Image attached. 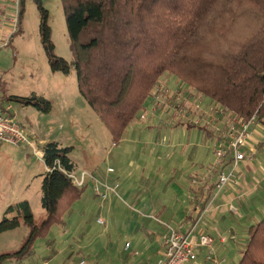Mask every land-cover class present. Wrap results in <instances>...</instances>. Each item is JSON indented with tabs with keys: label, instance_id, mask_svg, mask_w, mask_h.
<instances>
[{
	"label": "rangeland",
	"instance_id": "rangeland-1",
	"mask_svg": "<svg viewBox=\"0 0 264 264\" xmlns=\"http://www.w3.org/2000/svg\"><path fill=\"white\" fill-rule=\"evenodd\" d=\"M14 1L0 0V6L5 5L2 15H7V20L14 14ZM24 2L23 24L10 45L0 50L3 83L0 100L2 94L23 98L34 94L49 101L51 110L44 113L32 106L1 101L0 107L11 105L15 122L38 150L49 141L59 142L62 148H72L69 158L75 164L76 176L85 172L103 186L117 185V188L115 193L109 192L101 199L95 195L94 184L89 180L81 198L65 216V223L52 226L46 238L36 240L31 256L5 264H154L158 246L154 237L166 230L161 224L186 233L191 228L199 233L207 229V223L213 226L203 212L196 222L184 219L189 211L191 191L197 193L199 185L214 178L207 168L190 177L194 167L205 166L207 156L213 159L214 153L210 150L213 146L207 144V131L192 127L189 121L207 122L213 116L212 123L219 126L214 113L216 105L191 87L179 84L174 76L165 74L121 142L114 145L106 127L78 92L60 0L41 2L47 11L46 23L54 54L68 63V74L52 72L41 42L37 4L35 0ZM177 92L181 94L178 99ZM156 99L162 101L160 106L155 105ZM198 103L200 108L196 109ZM177 106L194 113L183 119L174 109ZM153 108L158 110L152 113ZM45 173L41 155L35 154L29 144L0 143V220L8 206L20 201L29 203L35 223L45 218L40 202ZM103 186L101 192L105 190ZM261 190L263 197L259 193L262 199L250 205L253 209L245 202L241 206L249 221L231 213L220 218L218 222L224 224L222 233L215 231L209 235L211 245L202 250L194 264H204L203 258L210 249L217 257L225 258L221 264H236L239 252L231 246L229 231L235 229L246 241L247 224H257L264 217V185ZM201 193L199 189L198 195ZM254 208L258 211L250 217L248 211ZM99 219L103 224L97 222ZM26 234L24 226L1 234L0 253L16 250ZM221 236L228 238L225 246L219 243ZM127 244L131 246L129 250H125ZM211 258L214 261L213 255Z\"/></svg>",
	"mask_w": 264,
	"mask_h": 264
},
{
	"label": "trees",
	"instance_id": "trees-1",
	"mask_svg": "<svg viewBox=\"0 0 264 264\" xmlns=\"http://www.w3.org/2000/svg\"><path fill=\"white\" fill-rule=\"evenodd\" d=\"M40 37L52 72L69 73V65L54 54L47 11L35 0ZM77 89L118 145L130 123L144 109L158 81L172 75L211 104L243 120L255 117L264 132V0H60ZM17 31L23 24L25 2H18ZM3 83L0 80V91ZM49 113L43 97L1 95ZM72 148L49 141L41 147L46 173L41 183L45 218L35 223L27 201L7 207L0 235L24 226L27 234L13 251L0 253V264L20 262L33 253L81 198L84 187L72 184ZM202 191V190H201ZM205 193V194H204ZM212 191L197 200L198 220ZM196 207V206H195ZM248 242L237 264H264V217L249 227Z\"/></svg>",
	"mask_w": 264,
	"mask_h": 264
},
{
	"label": "built area",
	"instance_id": "built-area-1",
	"mask_svg": "<svg viewBox=\"0 0 264 264\" xmlns=\"http://www.w3.org/2000/svg\"><path fill=\"white\" fill-rule=\"evenodd\" d=\"M14 14L10 16L8 20L9 29L3 39L0 41V50L3 47L10 45L11 37L17 31L18 23V2L19 0L14 1ZM178 99L181 94L178 93ZM162 101L159 99L155 100V105L160 106ZM3 107V106H2ZM0 109V143H10L13 145H18L22 143L29 144L32 149L35 151V154H40L42 158V152L37 149L35 143L30 139L24 132L19 124L15 122V119L11 113V105H7L5 108ZM213 107V106H212ZM215 115L216 120L219 123V126H216L212 123V118L205 121L191 120L189 125L192 127H200L204 130L212 131L215 135L213 153L215 157L214 166L219 168L223 166L229 167L230 169L226 172L223 169L217 172V185L219 187H224L233 175V171L248 158L249 153H254V149L246 152L248 149L249 142L253 136V129L256 127H261L257 122L255 117L250 118L248 121L243 120L242 118L237 117L234 113L228 111L225 108H220V106H215ZM196 109L200 108V104L195 105ZM177 110L179 117L183 119H188L194 113L193 111H186L183 108L179 109V106L174 108ZM173 110V109H172ZM181 112V114H180ZM144 118V116H141ZM109 172H113L112 169H108ZM72 184L76 187H84L89 180H92L94 184V193L97 197L105 199L107 193L113 192L117 188V185L114 187L103 186L101 183L96 181L89 174L83 172L80 176H76L74 172L68 174ZM100 186H103L105 190L100 191ZM99 224H103L102 220L97 221ZM194 228L188 230L186 233H180L177 230L168 227L167 232L162 237L156 238L155 241L160 245L159 250V260L156 264H194L198 258L200 252L208 248L211 245V239L203 234L196 233ZM221 243L225 242V239H220ZM125 247V250H129L131 246L128 244ZM209 250L208 256L206 259L212 260L211 253Z\"/></svg>",
	"mask_w": 264,
	"mask_h": 264
},
{
	"label": "crops",
	"instance_id": "crops-1",
	"mask_svg": "<svg viewBox=\"0 0 264 264\" xmlns=\"http://www.w3.org/2000/svg\"><path fill=\"white\" fill-rule=\"evenodd\" d=\"M12 4V2H10ZM9 5V4H8ZM2 8H0V41L3 39V37L6 35V33L8 32L9 29V23L7 20V15H2V12H4L5 9V5L3 4L2 6H0ZM9 7V6H8ZM7 7V8H8ZM9 14V12H8ZM158 86V84H157ZM1 109V107H0ZM166 109V108H165ZM158 110V109H152V113L154 111ZM170 113V110H169ZM143 116V115H141ZM23 129V128H22ZM262 133V134H261ZM205 140V138H204ZM214 140H215V135L212 131L207 130V144L208 145H214ZM262 140V141H261ZM45 144V143H44ZM248 149H246V152H249L250 150H252V148L254 149V153H249L248 154V158L246 161L240 163V165L236 168L235 171H233V175L232 177L229 179L228 183L226 185H224V187H219L217 185V172L221 169H223V166H221L219 168L214 166L215 163V157H213V159L209 158V156H207V164L205 166H201V167H194L193 172L190 174V177L193 175H197L200 171L201 168H207V173L210 171L211 173L214 174V178H211V180L209 181V183H207V180L204 181L205 182V186L203 185H199V189L200 191L206 192L210 189L212 191V194L209 198V200L207 201L204 209H203V215L208 217V222H213L214 225L213 226H208L207 223V229H201L199 233H203L205 235H207L209 237L210 234H214L215 231H220L222 233V228L224 227V224H221L220 222H218L220 220V218L224 217L225 215H229L234 214V215H239L240 217H245L246 219L249 218L247 216V214H245L244 209L241 207L243 205V202H245L247 205L249 204V207L251 209H253L250 205L254 206V203H256L258 200V198L262 199L260 194L263 197V191L261 190L262 186L264 185V132L262 130V126L261 127H256L253 129V136L251 141L248 143ZM213 148V147H212ZM212 151L213 154V150L210 149ZM214 156V154H213ZM209 159V160H208ZM212 165V167H211ZM208 169H210L208 171ZM230 168L229 167H225L223 169L224 172L228 171ZM194 184V182H192ZM194 186H196L194 184ZM203 186V187H202ZM194 188V187H192ZM199 189L197 188L196 192L195 191H191L192 193V200H196V202L194 201V203H192L190 201L189 203V208H188V212L187 215L184 219L185 220H189V219H194V217H196V215H198L199 213V206L197 207V200L198 198L201 197V195H198V191ZM260 193V194H259ZM205 194V193H204ZM260 196V197H258ZM264 199V198H263ZM192 204V205H191ZM196 204V207H195ZM200 205V204H198ZM249 209L248 213H250V217H252V215L254 214L257 208H254V210ZM200 213V215H201ZM264 213V212H263ZM245 214V215H244ZM241 220V219H239ZM160 223V222H159ZM165 232L156 235L154 237V242L155 245H158V243L155 241L156 238L162 237L163 235H165V233L167 232V228L171 227L175 230H177L179 232L178 229L169 226L168 224L164 225ZM255 225L253 223L251 224H247L248 229H250L249 227ZM233 229V228H232ZM230 230V239L231 241H233L232 245L233 248L236 250V252H239V257L236 261V264L238 263L239 259L242 256V253L245 249V246L247 244V240H248V236L245 238L246 241L243 242V238L238 235V232L235 231V229ZM247 229V232H248ZM180 233H185V232H180ZM247 234V233H246ZM225 239L224 243H221L220 239ZM219 239V243L222 246H225V244H227L226 242H228V238L221 236ZM244 243V245L242 244ZM159 250H160V245L157 246V250L155 253L156 256V261L154 264H156L159 260ZM6 251V250H5ZM210 251H212V249H210ZM203 251H201L200 253H202ZM209 253V252H208ZM207 255L202 256L203 258V263L204 264H221V263H225V258L221 257H217V255L213 254L212 251V255L214 257V261L212 260H208L206 259ZM135 255L138 254V252L134 253ZM201 254H199L198 256L200 257ZM216 259V260H215ZM227 261V260H226Z\"/></svg>",
	"mask_w": 264,
	"mask_h": 264
}]
</instances>
